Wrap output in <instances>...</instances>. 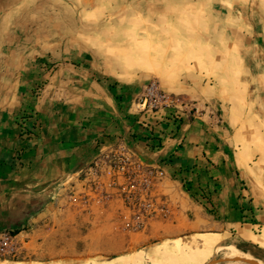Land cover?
<instances>
[{"label":"crops","instance_id":"obj_1","mask_svg":"<svg viewBox=\"0 0 264 264\" xmlns=\"http://www.w3.org/2000/svg\"><path fill=\"white\" fill-rule=\"evenodd\" d=\"M15 1L0 0V7ZM233 6L250 12L248 17L243 10L242 18L249 25L243 37V108L195 105L197 112L183 113L175 128L168 118L138 113L134 103L143 93L138 87L119 85L114 90L122 97L119 105L106 97L108 103L95 101L79 116L54 113L35 100L2 102L0 230L16 231L18 238L25 236V245L36 246L33 261L49 263L42 249L67 247L68 232L80 231L86 218L93 232L129 234L120 191L106 189V201L93 198L88 208L72 202L88 193L83 174L94 161L101 162L96 182L101 191L100 184L108 182L104 157L119 156L162 170L153 193L165 199L169 216L155 220L156 228L187 218L193 229L210 231L202 234L212 241L201 253L190 254L189 248L190 264L209 256L217 237L226 241L234 234L264 248L249 237L264 240V0H236Z\"/></svg>","mask_w":264,"mask_h":264},{"label":"rangeland","instance_id":"obj_2","mask_svg":"<svg viewBox=\"0 0 264 264\" xmlns=\"http://www.w3.org/2000/svg\"><path fill=\"white\" fill-rule=\"evenodd\" d=\"M234 2L16 0L11 7H0V106L35 100L54 113L79 116L95 101L108 103L106 97L119 105L121 95L110 89L115 83L141 92L154 84L194 106H240L246 94L240 81L245 77L243 37L249 30L242 18L247 16L243 10L248 17L250 12ZM90 220L80 231L68 232L67 247L42 249L49 263L33 261L34 245H25L17 259L6 262L190 264L189 248L210 232L193 229L184 218L177 226L156 228L153 220L142 232L111 236L105 229L93 232ZM217 240L197 264H264L263 247L234 234Z\"/></svg>","mask_w":264,"mask_h":264},{"label":"built area","instance_id":"obj_3","mask_svg":"<svg viewBox=\"0 0 264 264\" xmlns=\"http://www.w3.org/2000/svg\"><path fill=\"white\" fill-rule=\"evenodd\" d=\"M137 108L140 114L170 119L175 128L181 124L183 113L192 115L195 112V107L190 101L177 94L161 91L154 84L148 85L140 95ZM24 134L28 135V133ZM104 159L108 167L106 185L100 184L101 191H99L96 182L101 172V162L96 160L83 174L84 178L88 179V193L84 194L82 200L77 201L73 198L72 202L88 208L93 198L98 204L106 201L109 195L106 189L114 188L120 191L122 207L126 208V215L122 217L126 232H142L151 221L169 216L165 199L153 193L155 181L163 176L159 167H147L137 160H124L121 156L111 159L104 157ZM18 235L19 233L15 234L11 230H0V261L15 260L22 253L25 238L20 239Z\"/></svg>","mask_w":264,"mask_h":264},{"label":"bare ground","instance_id":"obj_4","mask_svg":"<svg viewBox=\"0 0 264 264\" xmlns=\"http://www.w3.org/2000/svg\"><path fill=\"white\" fill-rule=\"evenodd\" d=\"M249 237L253 240V241H255V242H258L259 244H261V245H264V240H262V239H260V238H257V237H255V236H252V235H249ZM211 238L210 237H208V235L207 236H205V235H200L197 239H196V243L194 244V245H192L193 247H191L192 249H193V251H196V253L197 252H200L201 251V249L205 246V245H207V244H209V243H211ZM181 242V241H180ZM187 245V244H186ZM229 250H230V248H229ZM158 251H159V249H158ZM193 253V252H192ZM131 258V257H130ZM117 260H124L123 259V257H120V258H118ZM126 260V259H125ZM124 260V261H125ZM1 264H10V263H8V262H2ZM101 264H114L113 263V261H109V262H104V263H101Z\"/></svg>","mask_w":264,"mask_h":264},{"label":"trees","instance_id":"obj_5","mask_svg":"<svg viewBox=\"0 0 264 264\" xmlns=\"http://www.w3.org/2000/svg\"><path fill=\"white\" fill-rule=\"evenodd\" d=\"M116 86H119V84L115 83L113 86H110V89L114 91Z\"/></svg>","mask_w":264,"mask_h":264}]
</instances>
